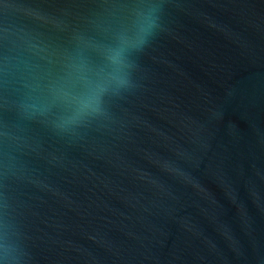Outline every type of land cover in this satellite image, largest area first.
Instances as JSON below:
<instances>
[{
  "label": "water",
  "instance_id": "95a60500",
  "mask_svg": "<svg viewBox=\"0 0 264 264\" xmlns=\"http://www.w3.org/2000/svg\"><path fill=\"white\" fill-rule=\"evenodd\" d=\"M0 264H264V0H0Z\"/></svg>",
  "mask_w": 264,
  "mask_h": 264
}]
</instances>
